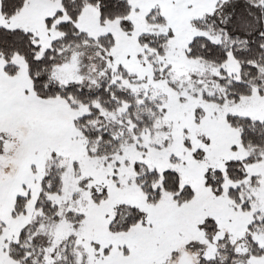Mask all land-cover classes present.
I'll return each instance as SVG.
<instances>
[{"label": "snow or ice", "instance_id": "1", "mask_svg": "<svg viewBox=\"0 0 264 264\" xmlns=\"http://www.w3.org/2000/svg\"><path fill=\"white\" fill-rule=\"evenodd\" d=\"M0 264H264V0H0Z\"/></svg>", "mask_w": 264, "mask_h": 264}]
</instances>
